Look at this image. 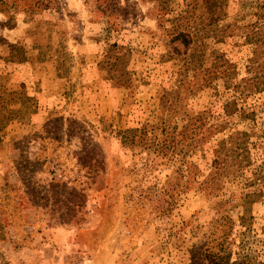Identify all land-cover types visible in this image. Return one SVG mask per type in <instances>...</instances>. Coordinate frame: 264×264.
Wrapping results in <instances>:
<instances>
[{
    "label": "rangeland",
    "instance_id": "1",
    "mask_svg": "<svg viewBox=\"0 0 264 264\" xmlns=\"http://www.w3.org/2000/svg\"><path fill=\"white\" fill-rule=\"evenodd\" d=\"M0 264H264V0H0Z\"/></svg>",
    "mask_w": 264,
    "mask_h": 264
},
{
    "label": "trees",
    "instance_id": "2",
    "mask_svg": "<svg viewBox=\"0 0 264 264\" xmlns=\"http://www.w3.org/2000/svg\"><path fill=\"white\" fill-rule=\"evenodd\" d=\"M181 37L188 38V37H190V36H189V34H185V33L180 32L179 35H178V37L175 38V39H179V38H181ZM185 41H186V40H184V42H185Z\"/></svg>",
    "mask_w": 264,
    "mask_h": 264
}]
</instances>
